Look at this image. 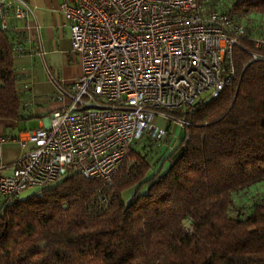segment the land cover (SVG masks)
<instances>
[{"label": "trees", "instance_id": "trees-1", "mask_svg": "<svg viewBox=\"0 0 264 264\" xmlns=\"http://www.w3.org/2000/svg\"><path fill=\"white\" fill-rule=\"evenodd\" d=\"M197 1L219 10L220 0ZM229 2L231 15L264 16V0ZM8 33L0 30V120L26 121ZM241 47L234 83L173 112L186 125L161 159L163 174L146 178L148 153L136 145L110 183L70 174L1 201L0 264H264V201L248 212L236 204L239 192L264 182V60L249 63L258 50Z\"/></svg>", "mask_w": 264, "mask_h": 264}, {"label": "built area", "instance_id": "built-area-1", "mask_svg": "<svg viewBox=\"0 0 264 264\" xmlns=\"http://www.w3.org/2000/svg\"><path fill=\"white\" fill-rule=\"evenodd\" d=\"M58 11L82 75L70 86L50 76L68 103L47 124L0 134V203L70 174L110 183L144 137H166L157 119L182 129L173 112L195 109L235 82L233 51L242 42L260 51L249 63L264 60V35L247 38L243 18L197 0H64ZM0 12L5 31L32 15L22 0H0ZM9 142L26 151L4 165Z\"/></svg>", "mask_w": 264, "mask_h": 264}, {"label": "crops", "instance_id": "crops-1", "mask_svg": "<svg viewBox=\"0 0 264 264\" xmlns=\"http://www.w3.org/2000/svg\"><path fill=\"white\" fill-rule=\"evenodd\" d=\"M22 1L32 9V15L23 21L11 20L7 31L14 50L23 118L39 119L40 127L47 124L52 111L68 103L66 98L57 95L50 76L64 86H70L82 75V68L78 55L71 50L68 25L58 11V6L64 0ZM1 17L0 12V28ZM20 122L0 120V134L18 136L21 133L18 131ZM169 125L173 126L172 134H176L179 128L174 124ZM1 151L3 164L10 165L26 149L18 143L9 142L2 145Z\"/></svg>", "mask_w": 264, "mask_h": 264}, {"label": "rangeland", "instance_id": "rangeland-1", "mask_svg": "<svg viewBox=\"0 0 264 264\" xmlns=\"http://www.w3.org/2000/svg\"><path fill=\"white\" fill-rule=\"evenodd\" d=\"M229 5V0H220L216 8L225 11L226 7ZM243 22L249 28V30H247V38L253 33H255L257 36L264 35V16L250 15L247 18H243ZM255 52L256 51H254L253 53ZM39 121V119H28L26 121H21L19 124L20 130L18 131L24 132L32 129H37ZM156 124L159 128L166 129L168 132V136H166L161 141H154L148 137H144L143 140L135 147V150L137 152L148 153L149 164L151 168L147 173L146 178L152 176L158 170L161 174L166 171V169L168 168V163L166 162L162 165L163 158H165L176 147V145L183 138L184 134V131L179 128V130L176 131V134L173 135V126L168 125L167 121H163L162 119H157ZM160 167L161 169H159ZM146 187V185L142 186V188L139 190V193H145ZM135 189L136 187H132L122 192L121 197L125 203L129 202ZM35 191V189L24 191L20 195V199L27 198ZM256 201H264V182L251 186L247 190L239 192L236 195V204L240 206L244 212L250 211L252 204H254Z\"/></svg>", "mask_w": 264, "mask_h": 264}]
</instances>
